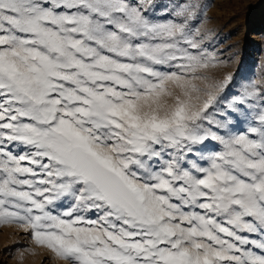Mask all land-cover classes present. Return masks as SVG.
<instances>
[{"label":"snow or ice","instance_id":"6c2138e0","mask_svg":"<svg viewBox=\"0 0 264 264\" xmlns=\"http://www.w3.org/2000/svg\"><path fill=\"white\" fill-rule=\"evenodd\" d=\"M200 0H0V225L64 264H264V89Z\"/></svg>","mask_w":264,"mask_h":264},{"label":"rangeland","instance_id":"374dc122","mask_svg":"<svg viewBox=\"0 0 264 264\" xmlns=\"http://www.w3.org/2000/svg\"><path fill=\"white\" fill-rule=\"evenodd\" d=\"M207 10L196 27L210 31L211 48L223 61L209 70L220 79L232 75L229 96L250 84L264 89V0H200ZM0 264H64L37 246L15 224L0 225Z\"/></svg>","mask_w":264,"mask_h":264}]
</instances>
